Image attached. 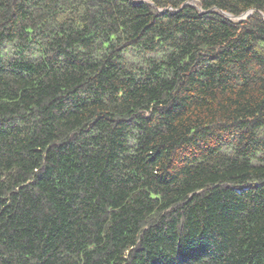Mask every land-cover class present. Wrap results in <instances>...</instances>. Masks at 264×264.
<instances>
[{
  "label": "trees",
  "instance_id": "obj_1",
  "mask_svg": "<svg viewBox=\"0 0 264 264\" xmlns=\"http://www.w3.org/2000/svg\"><path fill=\"white\" fill-rule=\"evenodd\" d=\"M0 264H264V0H0Z\"/></svg>",
  "mask_w": 264,
  "mask_h": 264
},
{
  "label": "water",
  "instance_id": "obj_2",
  "mask_svg": "<svg viewBox=\"0 0 264 264\" xmlns=\"http://www.w3.org/2000/svg\"><path fill=\"white\" fill-rule=\"evenodd\" d=\"M251 12H252V10H250V11H248V12H246V13H243V14H241L240 16H238V17H234V18H237V19H244V18H246L248 15H250ZM226 15L229 16V17H232V16L229 15V14H226Z\"/></svg>",
  "mask_w": 264,
  "mask_h": 264
}]
</instances>
